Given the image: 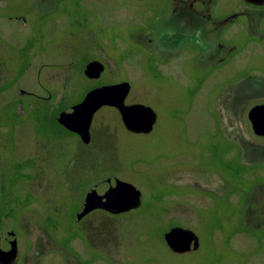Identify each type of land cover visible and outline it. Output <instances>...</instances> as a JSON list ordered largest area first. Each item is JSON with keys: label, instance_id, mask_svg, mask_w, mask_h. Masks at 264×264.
<instances>
[{"label": "rangeland", "instance_id": "obj_1", "mask_svg": "<svg viewBox=\"0 0 264 264\" xmlns=\"http://www.w3.org/2000/svg\"><path fill=\"white\" fill-rule=\"evenodd\" d=\"M220 1L214 15L244 9ZM169 3L0 0V247L15 235L17 264H264V138L247 118L264 104V43L241 44L258 21L243 34L211 23L200 60L161 54L165 33L208 26ZM87 58L104 65L99 79L84 76ZM124 81L126 104L157 114L150 134L129 133L109 107L88 145L58 124L93 88ZM115 180L141 192L140 208L75 222L88 191ZM172 227L196 233L198 251L172 253Z\"/></svg>", "mask_w": 264, "mask_h": 264}, {"label": "water", "instance_id": "obj_2", "mask_svg": "<svg viewBox=\"0 0 264 264\" xmlns=\"http://www.w3.org/2000/svg\"><path fill=\"white\" fill-rule=\"evenodd\" d=\"M248 3L262 4L264 0H245ZM104 72L100 61H91L83 69L89 80H97ZM131 86L128 82L102 85L87 92L82 100L64 110L56 117L58 124L75 135L84 145L91 142L90 127L94 115L103 107L115 109L120 116L124 128L132 134L147 135L153 131L157 121L156 112L144 104H126ZM247 118L255 136L264 138V104L252 106ZM141 192L131 183L115 180L102 194L88 191L84 203L75 214V222H79L88 213L96 210L110 215L125 214L140 208ZM166 246L175 254L195 252L200 246L196 233L182 227H172L164 234ZM17 257L16 237L7 239L4 250L0 247V264H15Z\"/></svg>", "mask_w": 264, "mask_h": 264}, {"label": "flooded vegetation", "instance_id": "obj_3", "mask_svg": "<svg viewBox=\"0 0 264 264\" xmlns=\"http://www.w3.org/2000/svg\"><path fill=\"white\" fill-rule=\"evenodd\" d=\"M169 1H170L169 5H170L172 17L174 16V12L176 10V7L179 6V4H183L182 6L189 8V10H191V8H192L193 9L192 12L197 17H202L203 19H205V21L208 22V26H206V29L200 33L182 32V31L165 33L159 41L160 53L161 52H170V53H176V55H178L179 49H180V51H182L181 57H185L186 55H191L190 56L191 58L194 59L197 56L196 59L200 60L201 56L199 57V55H201V54L205 55L209 51V44L213 43L212 42L213 37H212L211 23H213V30L216 33H218V32L222 33L225 30L236 25V27L238 28L236 33L237 34H243L242 29H245L248 27L247 23H246V19L251 17V16L255 18V22L258 21V23L256 25L249 26L250 30L253 32L254 37L247 39V36L244 35L245 38L242 37V43L241 44H246L249 41H255V42L260 43V44L264 43V1L262 4H253V3H248L245 0H238V5H242L244 7V9H240L237 11H235V10L231 11L230 10L231 12L227 11L225 13H218L217 15L213 14L214 12L211 11V10H213V8H211V6L213 7L214 4H217V1L220 3L221 2L220 0H169ZM234 6H236V5H234ZM210 12H211V14H210ZM170 20H171V18H170ZM224 34H226V32ZM196 44H199V46ZM216 44H218L217 48L219 50H222V49L226 48L225 44H232V43L225 42V40L219 39ZM194 49L197 51V55L194 54ZM91 61H98V60L87 58L86 64H88ZM104 69H105V67H104ZM98 211H100V210H98ZM90 213H88V214H90ZM12 236H15V235H12ZM8 238L9 237L6 238V242H7ZM6 242H5V244H6ZM16 242H17V237H16ZM199 248H200V246H199ZM3 250H4V248H3ZM18 252H19V250H18V243H17V257L15 259V264H17ZM192 253H194V252H188L185 254H177V255H180V256L181 255H189Z\"/></svg>", "mask_w": 264, "mask_h": 264}]
</instances>
